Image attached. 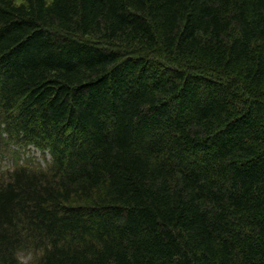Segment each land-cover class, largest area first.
<instances>
[{"label": "trees", "instance_id": "obj_1", "mask_svg": "<svg viewBox=\"0 0 264 264\" xmlns=\"http://www.w3.org/2000/svg\"><path fill=\"white\" fill-rule=\"evenodd\" d=\"M0 0V264H264V0Z\"/></svg>", "mask_w": 264, "mask_h": 264}, {"label": "rangeland", "instance_id": "obj_2", "mask_svg": "<svg viewBox=\"0 0 264 264\" xmlns=\"http://www.w3.org/2000/svg\"><path fill=\"white\" fill-rule=\"evenodd\" d=\"M51 2V0H48ZM17 6L24 4L22 0H14ZM0 122V129H1ZM5 149L0 155V182L10 178L12 172L22 166H26L31 170L42 171L52 164L53 160L47 153H43L33 146L20 147L6 142ZM40 252L31 250L22 251L19 254L20 261L23 264H36L40 258Z\"/></svg>", "mask_w": 264, "mask_h": 264}]
</instances>
